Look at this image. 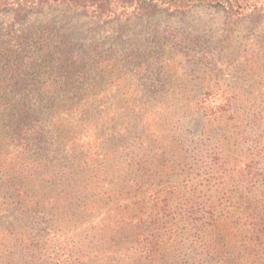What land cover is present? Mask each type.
Wrapping results in <instances>:
<instances>
[{
    "label": "trees",
    "instance_id": "trees-1",
    "mask_svg": "<svg viewBox=\"0 0 264 264\" xmlns=\"http://www.w3.org/2000/svg\"><path fill=\"white\" fill-rule=\"evenodd\" d=\"M56 5L107 19L197 5L233 18L264 11L260 0H0L22 12ZM6 34L0 213L37 224L0 223V264H264V96L184 106L64 96L85 84H73L72 65L56 80L69 44L45 26ZM195 112L198 138L187 127Z\"/></svg>",
    "mask_w": 264,
    "mask_h": 264
},
{
    "label": "rangeland",
    "instance_id": "rangeland-1",
    "mask_svg": "<svg viewBox=\"0 0 264 264\" xmlns=\"http://www.w3.org/2000/svg\"><path fill=\"white\" fill-rule=\"evenodd\" d=\"M44 26L71 49L56 80H66L64 69L72 65L73 84L85 82L81 90L73 86L64 96H104L111 105L125 98L167 97L182 101L179 106L203 96H264V11L233 18L221 9L197 5L107 19L65 5L24 12L0 8L1 35ZM188 115L190 135L198 138L205 120L198 112ZM0 223L11 229L37 224L12 209L0 213Z\"/></svg>",
    "mask_w": 264,
    "mask_h": 264
}]
</instances>
